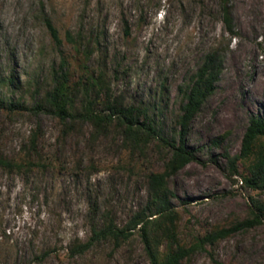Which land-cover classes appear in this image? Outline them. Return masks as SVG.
Returning a JSON list of instances; mask_svg holds the SVG:
<instances>
[{
  "label": "rangeland",
  "instance_id": "1",
  "mask_svg": "<svg viewBox=\"0 0 264 264\" xmlns=\"http://www.w3.org/2000/svg\"><path fill=\"white\" fill-rule=\"evenodd\" d=\"M228 7L232 32L222 0H0V158L23 167L0 168V264H151L138 231L120 246L101 242L71 256L106 213L122 229L146 207L148 178L163 172L171 153L158 142L125 146L116 121L75 122L69 131L35 114L63 61L71 84L101 73L111 101L148 106L163 136L179 144L185 92L217 54L216 91L185 141L197 159L169 180L177 239L189 248L255 215L264 220L256 207L264 208V191L245 184L252 159L237 161L236 171L229 160L241 154L251 119L264 117V0ZM93 97L105 114L107 97ZM183 264H264V221L206 244Z\"/></svg>",
  "mask_w": 264,
  "mask_h": 264
},
{
  "label": "trees",
  "instance_id": "2",
  "mask_svg": "<svg viewBox=\"0 0 264 264\" xmlns=\"http://www.w3.org/2000/svg\"><path fill=\"white\" fill-rule=\"evenodd\" d=\"M230 0H222L224 20L230 32L233 31V20L228 7ZM50 34L56 44L61 45L58 30L50 20L46 22ZM69 41L75 43L69 35ZM88 49V48H87ZM86 52H91L86 50ZM63 61L60 71H54L52 87L47 90L39 104L34 108L35 114L48 113L60 120L65 129L70 131V124L75 122H118L122 128L124 145L140 149L152 142L162 143L171 153V158L165 164L163 172L152 173L148 178L149 201L146 207L137 212L125 228H119L110 214L103 216V226L93 228L89 241L77 242L71 247V256H82L101 242H114L120 246L122 242L130 240L135 231L141 235L145 250L151 264H183L184 261L198 250H203L206 244H213L238 231L262 224L260 215L228 229H220L205 236L202 240L187 248L177 239L178 211L174 205L177 195L170 189L169 180L188 165L196 161L195 154L185 142L190 133L193 119L201 111L206 101L215 93L216 85L221 75V59L217 54L209 55L204 65L192 77V85L185 92L186 103L178 124L177 132L179 144L171 142L163 136L161 128L156 125L154 118L149 114L148 106L144 104H119L111 101L110 86L101 73H86L84 83L71 84L69 71L65 70ZM83 78V79H84ZM97 97H107L106 113L101 114L96 108ZM103 115V116H102ZM38 134L33 136L31 144L36 145ZM175 139V138H174ZM250 177L245 179L247 187L253 190L264 191V117L255 116L251 119L243 141L242 152L231 159L230 163L236 171V162L250 160ZM0 168L18 169L23 167L0 158ZM257 209L264 211L258 203ZM166 246V252L161 249Z\"/></svg>",
  "mask_w": 264,
  "mask_h": 264
}]
</instances>
